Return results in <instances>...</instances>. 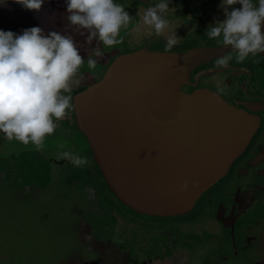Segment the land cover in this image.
<instances>
[{"label":"flooded vegetation","instance_id":"obj_1","mask_svg":"<svg viewBox=\"0 0 264 264\" xmlns=\"http://www.w3.org/2000/svg\"><path fill=\"white\" fill-rule=\"evenodd\" d=\"M116 2L132 16L129 28L121 30L124 43L104 49L103 44L94 39L92 45H84L79 50L85 65L80 70L83 73L81 84L73 89V98L99 81L120 54L143 49L164 52L167 38L175 34L179 43L171 52L207 51V56L202 57L192 70L183 90L187 93L211 91L255 117L257 126L250 142L227 173L202 194L191 210L171 216L145 213L126 205L115 195L106 182L91 144L77 125L75 112L71 119L56 122L55 133L45 138V148L40 152L35 151L31 143L23 145L16 140L10 141L0 132V157L7 156L9 151L18 154L31 152L29 157L33 154L37 158L23 159L26 167L35 169L30 175L37 174L44 179L45 186L53 185L55 197L68 190L84 198V207L77 212L75 234L78 247L64 252L55 264H264V53L254 57L250 55L243 63H236L233 53V60L227 68L215 67L217 57L232 51L230 46L224 47L206 35L210 26L226 18L220 7L222 0H169L166 13L169 27L160 36L147 25L141 24L139 31L134 30L141 23L147 7L158 4L160 0ZM253 3L258 5V0H253ZM13 6L16 5L12 0L0 3V18ZM19 9L18 14L33 15ZM173 23H177L182 32L176 30ZM0 30L12 29L7 24ZM188 31L194 34L192 44L185 39ZM97 46L105 55L97 58L100 63L92 70L86 61ZM66 151L86 157L88 164L77 167L59 158ZM17 178L8 179L6 171L0 169V189L28 192L32 190L30 186L38 188L33 184L27 186L32 180L21 186L19 180L22 178ZM201 207H206L204 223L197 226L189 224ZM101 218L114 222L113 228L106 232L98 230L97 220ZM180 220L181 225L178 223ZM135 235L140 246L132 248L136 251L133 255L123 243L126 236ZM151 247L155 253L145 252ZM61 249L52 256L60 255ZM138 253L139 260L136 258Z\"/></svg>","mask_w":264,"mask_h":264},{"label":"water","instance_id":"obj_2","mask_svg":"<svg viewBox=\"0 0 264 264\" xmlns=\"http://www.w3.org/2000/svg\"><path fill=\"white\" fill-rule=\"evenodd\" d=\"M206 56L204 49L122 53L74 96L77 125L126 205L166 216L191 210L250 142L255 117L211 91L183 90ZM185 180L196 186L181 191Z\"/></svg>","mask_w":264,"mask_h":264},{"label":"clouds","instance_id":"obj_3","mask_svg":"<svg viewBox=\"0 0 264 264\" xmlns=\"http://www.w3.org/2000/svg\"><path fill=\"white\" fill-rule=\"evenodd\" d=\"M28 10L40 11L44 0H15ZM4 3V0H0ZM240 8H233L234 5ZM220 7L226 18L217 21L206 32L208 39L216 41L232 51L217 57L215 67L225 69L233 60L243 63L249 56L264 53V0H222ZM169 0H160L149 6L137 24L163 35L169 27L166 13ZM68 20L77 29L88 32L87 43L98 39L106 48L124 43L122 29H128L132 16L116 0H67ZM83 34V33H82ZM179 43L175 34L167 38L164 52H171ZM105 52L99 46L92 49L86 61L89 69H96ZM85 59L71 36L51 32L42 35V29L32 27L16 35L0 30V132L8 140L23 145H34L35 151H43L45 138L55 133L57 121L71 119L75 111L72 92L81 84ZM59 158L74 166L88 164L86 157L63 152ZM196 185L185 180L181 191Z\"/></svg>","mask_w":264,"mask_h":264},{"label":"rangeland","instance_id":"obj_4","mask_svg":"<svg viewBox=\"0 0 264 264\" xmlns=\"http://www.w3.org/2000/svg\"><path fill=\"white\" fill-rule=\"evenodd\" d=\"M12 1L16 6L2 14L0 28L8 24L12 29L10 31L16 35H22L26 29L39 27L42 29V35L45 36L51 32L71 36L78 50H82L84 45L89 46L88 32L75 28L68 20L67 0H44L38 12L24 8L15 0ZM18 7L20 12L30 11L33 15L18 14ZM173 25L176 30H181L177 23ZM184 28L187 29V27ZM185 39L187 43L192 44L194 34H189L188 31ZM30 153L18 154V152L9 151L7 156L0 157V169L6 171L8 179H18L17 176H20L21 186L24 182L32 180L27 186L33 184L38 187L30 186L32 190L28 192H19L11 188L0 189V264H55L64 252L78 247L75 234L77 212L84 207V198L79 193H71L68 190L55 197L53 185L45 186L44 179L37 174L30 175V172H34L35 169L28 165L26 167L23 160L32 158L33 154L29 157ZM205 208L201 207L189 224L193 226L203 224ZM178 223L181 225L182 221ZM97 224L98 230L105 232L114 226V222H106L104 218L97 220ZM123 245L132 250L133 255L136 251L132 248L140 246L136 235L126 236ZM60 248H62L61 254L52 256L59 252ZM145 252L155 253V249L151 247ZM139 256L140 253L136 254L138 260Z\"/></svg>","mask_w":264,"mask_h":264}]
</instances>
